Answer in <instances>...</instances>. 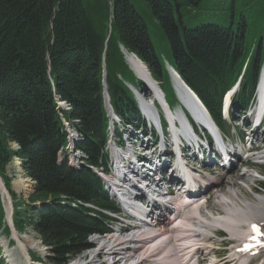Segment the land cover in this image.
<instances>
[{
	"label": "trees",
	"instance_id": "1",
	"mask_svg": "<svg viewBox=\"0 0 264 264\" xmlns=\"http://www.w3.org/2000/svg\"><path fill=\"white\" fill-rule=\"evenodd\" d=\"M123 49L147 66L171 108L178 101L167 64L220 124L223 97L241 78L234 105L248 108L255 98L264 0H0V177L14 202L16 231L32 228L53 264H67L90 248L89 236L108 232L98 210L114 207L88 168L108 163L104 82L120 120L144 127L129 86H145ZM63 118L81 136L80 170L58 160L69 144ZM14 158L35 183L28 203L11 190ZM1 199L0 231L10 235Z\"/></svg>",
	"mask_w": 264,
	"mask_h": 264
},
{
	"label": "bare ground",
	"instance_id": "2",
	"mask_svg": "<svg viewBox=\"0 0 264 264\" xmlns=\"http://www.w3.org/2000/svg\"><path fill=\"white\" fill-rule=\"evenodd\" d=\"M133 64L132 67L135 71H137L138 76L144 79L145 82H149L147 74L144 73L141 68L142 66L139 65L138 61L134 60ZM178 89L180 98L186 106L193 111V115L196 120L206 125L210 131H213L214 129L208 120L201 113L198 115V110H196V107L192 103L191 99H189L185 94V91L179 86ZM150 94L153 96V99L156 98L163 102L161 96L155 90H153V92L151 91ZM258 101L259 107L255 109V113H262L264 111V72L258 91ZM149 103H152V101ZM148 107L146 109V113L148 114V118L153 122L156 118L155 112ZM165 111L172 123V127L174 128L173 132L175 135V141L178 142V138L176 137L178 132L175 131V128L177 127H174V124L178 120L183 121L184 118L179 112L176 114L171 113L167 107H165ZM63 122L68 136L74 134V132H72V126L67 123L64 118ZM75 132V136H77V130H75ZM75 136H72L71 139H75ZM255 159L256 162L263 163L264 153L256 155L254 160ZM121 167L122 165H120L119 168ZM21 171L23 172V170ZM119 171L122 172L123 178L128 176L127 171L121 169ZM245 176L247 178L250 175H244V177ZM249 180L252 181L253 178ZM122 181L127 183L123 188H119L121 184L120 182L114 183V190L116 192L120 193L122 191L121 193H124L127 192V190L128 192H132L131 188H137L138 186L140 188L145 187L140 184L137 186L136 184L128 183L129 180L127 179ZM247 182L248 181H245V183ZM232 185L233 183H230V186L228 185L229 187L227 188V192L217 196V198L212 202L210 208L207 204L197 206L194 207L188 214L184 215L183 218L180 219V222L176 224L180 235L172 234L166 236L150 231H148V233L138 231L128 236L117 237L113 235L110 237L94 238L93 242L96 245V249H93L89 253L90 260L86 262L81 259H75L71 262V264H145L149 262H153V264H189V261H184V256L187 254L191 255L192 253L190 251L188 253L189 247L194 249L196 246L205 249L207 254L212 258V264H221L218 263L217 257L214 255V232L217 230L225 231L231 238L239 243L237 246V248H239L243 245V243L247 242L248 239H252L253 232L250 231V228L253 223H256L257 220L262 217L264 218V197L257 196V202H251L244 199V196H240V187H232ZM27 187L26 181L24 180L14 182V188L18 193H23ZM6 191L8 190L6 189ZM2 194L4 199L7 197L10 198L11 205L13 206V200L10 193L6 194L2 191ZM215 206H217L218 209H221L224 216H221V213H218L217 209L215 210ZM6 209L9 221V219H11V206H9L8 203ZM12 234V239L15 240L16 246L11 247L8 240H4L2 242L6 264H42L40 261L39 263H36L37 261L33 263L30 257V250L42 252L40 250L39 243L31 236L20 235L15 231ZM176 243L178 245L181 244L180 247L185 249L187 248L188 250L186 252L182 249L175 250L173 246ZM233 257L240 258V262L236 264H246L249 261V255L238 253L237 251H235L232 258Z\"/></svg>",
	"mask_w": 264,
	"mask_h": 264
},
{
	"label": "rangeland",
	"instance_id": "3",
	"mask_svg": "<svg viewBox=\"0 0 264 264\" xmlns=\"http://www.w3.org/2000/svg\"><path fill=\"white\" fill-rule=\"evenodd\" d=\"M213 4H214V2H212V6H213ZM204 10V9H203ZM205 11V10H204ZM190 15H187V17H189ZM215 23H222V21H223V19L222 18H220V17H215L214 18V20H213ZM155 41L157 42V45L161 48L162 46H163V43H162V41H160L159 40V37H157V38H155ZM122 52L124 53V55H125V58H126V54H125V52H127L126 50H122ZM128 53V52H127ZM128 54H130V53H128ZM130 55H132V54H130ZM133 56V55H132ZM132 64H133V61H131V68H132ZM134 65V64H133ZM134 69V68H133ZM143 69L145 70V67H143ZM151 95V94H150ZM150 95H148V93H144V96H145V98L147 99V101L148 102H151V101H153V98H152V100H151V97H153L152 95H151V97H150ZM242 117H244V116H242ZM242 117L239 119V121H238V125H241V122H242ZM67 122V121H66ZM68 123V122H67ZM244 123L247 125L249 122L246 120H244ZM234 124V123H233ZM71 128V127H70ZM74 131H75V129H74ZM132 131V130H131ZM130 131V132H131ZM248 131H251V130H248ZM247 131V134H249L250 132H248ZM260 132H262V131H260ZM75 134H76V132H75ZM77 135H79L78 137H77V141L79 142V141H81V136H80V134L79 133H77ZM129 137V136H128ZM262 138H264L263 137V135H262ZM256 146H257V148H256ZM14 149H17L16 147H15V145H14V147H13ZM254 153H264V141L263 142H259L257 145H255V148H254ZM68 155H66L65 157H67ZM64 157V158H65ZM256 160V159H255ZM22 162L20 161V160H16V159H14L13 161H12V164L10 165V166H12V168H8V171H9V177H10V179H11V190H12V193L13 194H15L16 195V201H22V202H27L28 203V200H29V198L32 196V193H33V188H34V185H35V183L34 182H32V180L30 179V178H27L26 176H25V174H24V172H22L21 170H22ZM68 165L70 166V163H68ZM248 168H249V170L251 171V170H255V171H258L262 176H264V167H254L255 169H253L252 167H249L248 166ZM260 168V169H259ZM239 174H241V172L239 173ZM257 174V173H256ZM244 177V176H243ZM242 177V178H243ZM246 177V176H245ZM19 180H24V181H26V185L28 186L27 188H26V190L23 192V193H18L17 191H16V189L14 188V182L15 181H19ZM242 180V181H241ZM246 181H248L249 182V178L248 179H246ZM33 183V184H32ZM233 183L235 184V185H238L239 187H240V192H241V194H240V196H244L245 198L244 199H247V200H249V201H251V202H257V196H261V197H264V192H260L259 190H257V188L256 187H258V185L257 184H255V183H248L249 184V186L248 185H246L245 184V180L243 181V179H241V178H238L237 177V179L235 180V181H233ZM240 184V185H239ZM242 185V186H241ZM229 186H230V184H229ZM228 186V187H229ZM227 187V188H228ZM261 188H263V186H260ZM31 191H32V193H31ZM224 191V190H223ZM224 192H227V189L224 191ZM0 195H1V192H0ZM1 198H2V195H1ZM214 198V197H213ZM213 198L211 199V201L209 202V204H208V207L210 208V206L212 205V202H213ZM2 200V203L4 202V200H3V198L1 199ZM217 209V211H218V213H221V216H224V213L221 211V209H218L217 208V206H215V210ZM215 212V211H214ZM5 218H6V216H5ZM6 220V219H5ZM12 235L13 234H11V236L10 235H8L7 234V232L6 231H0V247H2L3 248V245H2V242L4 241V240H8L9 242L10 241H15V240H13L12 239ZM20 235H27V236H31V237H33L35 240H36V242H38L39 243V245H40V250L42 251V252H39V251H37V250H30V256L32 257V259H33V261L34 262H36V261H40V262H42V264H43V262H44V264H50V261H51V258L53 257V254L51 253V251L49 250H46L47 252L45 253L44 252V250H43V246L41 245V243H40V241H39V238H38V236L36 235V234H33L32 232H31V228H28L26 231H25V233H23V234H20ZM214 235H215V238H214V245H213V248H215V249H217L216 251H217V257H218V260L220 261V263L221 264H228L227 262L229 261L228 260V257L231 255V253H230V251H231V249L234 247V242H233V240H231L232 238H230V236L225 232V231H223V230H217V231H215L214 232ZM9 236V237H8ZM93 238H97V237H92L91 239H93ZM100 238V237H99ZM89 242H92V240H89ZM93 243V242H92ZM12 245H13V243H12ZM14 246H16V245H14ZM13 246V247H14ZM233 246V247H232ZM90 248L91 249H89L90 251L92 250V249H96V246L93 244V246L91 245L90 246ZM4 248L0 251V262H1V264H6V258L4 257ZM86 251V252H84L81 256H80V259H85L86 258V262H88L89 260H90V255L88 256V254H89V252L90 251ZM2 252V253H1ZM88 257V258H87ZM100 257L102 258V256L100 255ZM77 257H73V259H76ZM44 260V261H43ZM69 260H71V259H69ZM36 263H39V262H36ZM52 263V262H51ZM256 263H258V261H256L254 264H256Z\"/></svg>",
	"mask_w": 264,
	"mask_h": 264
},
{
	"label": "water",
	"instance_id": "4",
	"mask_svg": "<svg viewBox=\"0 0 264 264\" xmlns=\"http://www.w3.org/2000/svg\"><path fill=\"white\" fill-rule=\"evenodd\" d=\"M126 54V57L128 59L129 62L131 61H138L139 65L142 66L141 68L143 69V67H145L142 62L138 59H136L135 57H133L132 55L128 54L127 52H125ZM144 73L147 74L148 76V80H149V85L153 88V90H155L157 93H159V95L161 96L163 102H164V95L162 93V91L160 90V88L156 85V83L153 81L150 73L146 70V67H145V70L143 69ZM137 75V74H136ZM139 78V77H138ZM139 79H142V78H139ZM178 83L181 87H183L185 89V91L194 98L193 94L190 92V90L187 88V86L185 85V83L180 79V77H178ZM132 89V88H131ZM138 98V100L140 101V103L142 104V106L145 104L144 103V100L142 99V97H140L138 94H135ZM155 112V111H154ZM155 117H157V114L155 112ZM0 191H1V194H2V191H4V193L6 194H9L8 191H6V188H5V185L0 177ZM3 196V194H2ZM7 201H8V204L9 206H11V219H9V225L10 227H12L13 223H12V218H13V214H14V210H13V206L11 205V202H10V198L7 197L6 198Z\"/></svg>",
	"mask_w": 264,
	"mask_h": 264
},
{
	"label": "snow or ice",
	"instance_id": "5",
	"mask_svg": "<svg viewBox=\"0 0 264 264\" xmlns=\"http://www.w3.org/2000/svg\"><path fill=\"white\" fill-rule=\"evenodd\" d=\"M253 229H254V231H258V228L255 225H253Z\"/></svg>",
	"mask_w": 264,
	"mask_h": 264
}]
</instances>
